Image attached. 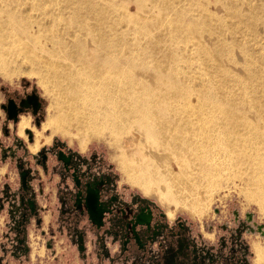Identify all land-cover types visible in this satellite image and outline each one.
Instances as JSON below:
<instances>
[{
  "label": "bare ground",
  "instance_id": "obj_1",
  "mask_svg": "<svg viewBox=\"0 0 264 264\" xmlns=\"http://www.w3.org/2000/svg\"><path fill=\"white\" fill-rule=\"evenodd\" d=\"M250 1L0 0V73L22 57L55 128L108 134L145 194L202 217L238 178L264 213V7Z\"/></svg>",
  "mask_w": 264,
  "mask_h": 264
},
{
  "label": "rangeland",
  "instance_id": "obj_2",
  "mask_svg": "<svg viewBox=\"0 0 264 264\" xmlns=\"http://www.w3.org/2000/svg\"><path fill=\"white\" fill-rule=\"evenodd\" d=\"M251 2L264 7V0ZM127 7L134 11L133 4ZM260 49L264 52L261 41ZM30 67L18 57L9 66L18 68L14 76L0 73V264L257 263L254 247L264 249L259 233L264 213L259 202L245 198L248 187L241 180L223 184L202 217L145 194L126 180L119 162L123 147L111 145L108 134L90 138L55 128L53 97L37 76L23 74ZM32 93L40 100L38 112L33 115L27 107L16 121L8 119L2 107L7 100ZM21 117L29 119L23 132ZM63 154L70 157L68 167ZM88 185L99 190L106 206L99 228L84 211ZM143 208L151 210L152 221L150 229L137 228L140 247L131 244L130 232Z\"/></svg>",
  "mask_w": 264,
  "mask_h": 264
},
{
  "label": "flooded vegetation",
  "instance_id": "obj_3",
  "mask_svg": "<svg viewBox=\"0 0 264 264\" xmlns=\"http://www.w3.org/2000/svg\"><path fill=\"white\" fill-rule=\"evenodd\" d=\"M10 99L11 98H9L8 100H10ZM8 100H7V102H8ZM12 100L17 105H18V103L20 101V100L17 101L15 99H12ZM7 102H6L5 106L7 105ZM5 113H6V110H5ZM18 115H19V113H18ZM22 121H26L28 125L25 126L21 132H23L29 126V119L25 118V117H21V119L19 121V124H18L19 130H20V123ZM31 137L32 136H30V137L28 136L30 141H31ZM35 145L33 147H36ZM62 157H63V159L66 162L67 167H68V164L70 163V157H68L66 154L65 155L63 154ZM75 182L79 185V180H78V178L76 176H75ZM86 194H87V199H86L85 203L83 204L84 211L87 213L90 222H92L95 226H97L99 228L101 223H102L104 214H105L106 206H104L103 203L100 201L99 190L94 185H88L86 187ZM33 208H34V205H33ZM166 214L169 216V218H172V216H173V215L170 216L167 212H166ZM151 221H152L151 210L144 209V208L141 209L140 212L138 213V215L133 220V223H132L134 228H133V232H130L131 233V237H132L131 244H134L135 246H140V247L143 246V244H142V242L140 240V236L138 234L137 228L142 226L143 228L148 227V229H150Z\"/></svg>",
  "mask_w": 264,
  "mask_h": 264
},
{
  "label": "water",
  "instance_id": "obj_4",
  "mask_svg": "<svg viewBox=\"0 0 264 264\" xmlns=\"http://www.w3.org/2000/svg\"><path fill=\"white\" fill-rule=\"evenodd\" d=\"M40 105L41 104L39 97L36 94L32 93L27 95L24 99H21L18 105L12 99H10L8 100L7 105L6 106L4 105L2 107L3 109L6 110L7 118L16 121L18 113H20L23 110V108L31 107V112L33 115H35L38 112ZM26 133L28 134L29 137L31 136L30 132L27 131ZM22 179L24 181V175H22ZM23 186H25L24 183ZM86 199H87V194L85 201ZM80 241L82 242V237H80Z\"/></svg>",
  "mask_w": 264,
  "mask_h": 264
}]
</instances>
